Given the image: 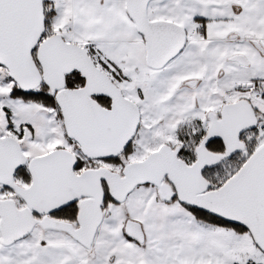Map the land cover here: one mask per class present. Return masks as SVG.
<instances>
[{
  "label": "snow or ice",
  "instance_id": "1",
  "mask_svg": "<svg viewBox=\"0 0 264 264\" xmlns=\"http://www.w3.org/2000/svg\"><path fill=\"white\" fill-rule=\"evenodd\" d=\"M0 264H264V0H0Z\"/></svg>",
  "mask_w": 264,
  "mask_h": 264
}]
</instances>
